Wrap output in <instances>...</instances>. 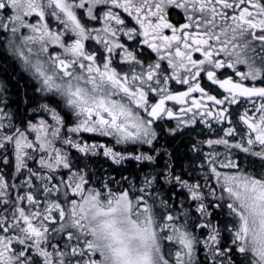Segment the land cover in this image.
I'll list each match as a JSON object with an SVG mask.
<instances>
[{
  "label": "snow or ice",
  "instance_id": "snow-or-ice-1",
  "mask_svg": "<svg viewBox=\"0 0 264 264\" xmlns=\"http://www.w3.org/2000/svg\"><path fill=\"white\" fill-rule=\"evenodd\" d=\"M0 264H264V0H0Z\"/></svg>",
  "mask_w": 264,
  "mask_h": 264
}]
</instances>
